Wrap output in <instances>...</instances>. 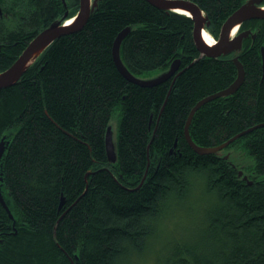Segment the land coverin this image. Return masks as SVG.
<instances>
[{"label": "trees", "instance_id": "1", "mask_svg": "<svg viewBox=\"0 0 264 264\" xmlns=\"http://www.w3.org/2000/svg\"><path fill=\"white\" fill-rule=\"evenodd\" d=\"M191 1L208 15L215 39L244 2ZM78 7V0H0V71ZM127 27L119 55L128 71L149 78L178 59L176 73L151 86L125 78L112 47ZM239 27L255 37L243 39L237 54L200 57L187 15L147 0H96L82 28L53 40L14 85L1 88L0 189L12 218L0 203V264H112L123 241L145 245L154 228L140 221L159 211L161 195L175 193L183 207L196 180L199 210L186 209L188 222L164 237L157 264H264V20ZM234 55L241 85L201 105L189 134L208 147L261 124L226 146L245 150L249 166L222 156L229 151L199 154L184 136L195 103L236 78ZM113 113L116 159L109 161Z\"/></svg>", "mask_w": 264, "mask_h": 264}, {"label": "water", "instance_id": "2", "mask_svg": "<svg viewBox=\"0 0 264 264\" xmlns=\"http://www.w3.org/2000/svg\"><path fill=\"white\" fill-rule=\"evenodd\" d=\"M150 4L166 11H174L180 14L187 15L191 18L193 22L192 30V40L199 54L218 57L221 55H228L231 53L237 54L243 45V39H245L249 34L254 38L255 34L251 33L250 30L238 31L239 25L249 19H262L264 20V4L263 0H244L222 23L220 33L216 43L212 45L207 44L202 38V30L205 26L209 25L210 21L208 15L191 0H147ZM96 6V0H79V7L75 15L71 18L70 23L62 22L61 19H56L52 21L47 27L39 31L24 47L18 57L4 70L0 71V89L3 87L14 85L20 76L28 69V67L35 61L37 56L49 46L53 40L56 38L75 32L82 28L86 23L90 12ZM178 10H183L186 13L180 12ZM66 15V13H65ZM64 15V16H65ZM233 28L237 29V33L231 34ZM130 30L129 27L124 28L115 38L112 47V56L114 63L119 70V72L128 80L137 83L143 86H151L161 81H164L166 78L171 76L175 70H177L179 65V60L175 59L172 61L168 67L163 72L149 77L141 78L132 74L123 64L120 55L119 47L121 40L125 34ZM260 57H261V66L264 75V44L260 48ZM232 60L236 66L237 73L235 80L224 90L212 93L198 100L191 111L189 112L185 125H184V136L190 145V147L199 154L213 153L220 151L235 138L238 136L252 130L254 127H250L244 131L237 133L231 138L227 139L221 144L214 146H200L196 144L190 134H189V124L192 119L194 112L204 103L209 100H212L216 97L222 96L223 94H230L234 92L242 83L244 79V69L240 61L238 60V55H234ZM114 140H113V130L112 126L108 125L106 128L105 134V149L107 158L109 161H115L116 155L114 151ZM5 149L4 137L0 139V159ZM228 154L225 155L227 157ZM238 175H242V170L238 171ZM1 179V177H0ZM243 179H246V175H243ZM0 203L5 208L6 212L9 214V217L12 218V214L4 201V198L0 189Z\"/></svg>", "mask_w": 264, "mask_h": 264}, {"label": "clouds", "instance_id": "3", "mask_svg": "<svg viewBox=\"0 0 264 264\" xmlns=\"http://www.w3.org/2000/svg\"><path fill=\"white\" fill-rule=\"evenodd\" d=\"M191 179V177H189ZM192 196L183 201V207L177 204L175 193L168 192L161 195L158 201L159 211L153 215L146 213L140 221L143 227L154 228V231L145 237V245L137 247L131 240L123 241L121 251L112 259V264H157L159 245L164 237L173 231L179 230L188 222L186 209L190 208L195 215L199 210V180H196Z\"/></svg>", "mask_w": 264, "mask_h": 264}, {"label": "rangeland", "instance_id": "4", "mask_svg": "<svg viewBox=\"0 0 264 264\" xmlns=\"http://www.w3.org/2000/svg\"><path fill=\"white\" fill-rule=\"evenodd\" d=\"M155 75L157 74H154L153 76ZM117 124H118L117 116L115 113H113L111 115L110 125L112 126L114 137H115V132L117 130ZM226 151H229L226 154H228V156L230 155L231 158L240 165L249 166L253 162L252 157L248 153H246L245 150H240L239 148H236V147L222 149V152H226Z\"/></svg>", "mask_w": 264, "mask_h": 264}, {"label": "bare ground", "instance_id": "5", "mask_svg": "<svg viewBox=\"0 0 264 264\" xmlns=\"http://www.w3.org/2000/svg\"><path fill=\"white\" fill-rule=\"evenodd\" d=\"M178 11H180V12H183V13H186L187 14V12H185V11H183V10H178ZM66 14H67V11L65 12ZM65 13L63 14V16L65 15ZM75 15V14H74ZM73 15V16H74ZM65 16H67V15H65ZM64 16V19H62L61 21L62 22H66V23H70V21H71V18L73 17V16H71V17H69V18H66ZM208 26V25H207ZM238 31H239V27H238ZM237 31V29L236 28H233V30H232V32H231V34H234L235 35V33H237L238 32ZM202 38L204 39V41L207 43V44H209V45H212L213 43H216L217 42V39H215L212 35H211V33L206 29V26H205V28H203V30H202ZM261 48V47H260ZM198 51V50H197ZM200 55V57L201 56H204V55H201V54H199ZM206 56V55H205ZM180 64V63H179ZM180 66V65H179ZM177 70H178V68H177ZM177 70H175L174 72H173V74L171 75V76H173L175 73H176V71ZM171 76H169L168 78H170ZM263 77H264V75H263ZM21 78V77H20ZM19 78V79H20ZM168 78H166V79H168ZM165 79V80H166ZM235 80V79H234ZM227 88V87H226ZM226 88H224V89H226ZM224 89H222V90H224ZM221 91V90H220ZM236 91V90H235ZM234 91V92H235ZM234 92H232V93H234ZM232 93H230V94H232ZM226 95H229V94H226ZM222 96H225L224 94L222 95ZM193 108V107H192ZM191 111V110H190ZM188 130H189V128H188ZM247 133V132H246ZM245 134V133H244ZM243 135V134H242ZM242 135H240V136H242ZM240 136H238V137H240ZM237 137V138H238ZM237 138H235V139H237ZM234 139V140H235ZM233 141V140H232ZM231 141V142H232ZM222 154V156L223 157H225V153H221ZM144 181V180H143ZM5 209V208H4Z\"/></svg>", "mask_w": 264, "mask_h": 264}, {"label": "flooded vegetation", "instance_id": "6", "mask_svg": "<svg viewBox=\"0 0 264 264\" xmlns=\"http://www.w3.org/2000/svg\"><path fill=\"white\" fill-rule=\"evenodd\" d=\"M78 2H79V0H78ZM1 11V10H0ZM0 15H1V12H0ZM241 25V24H240ZM240 28V27H239ZM240 31H243V30H239V32ZM232 54H235V53H231V55L230 56H232ZM233 61V60H232Z\"/></svg>", "mask_w": 264, "mask_h": 264}]
</instances>
